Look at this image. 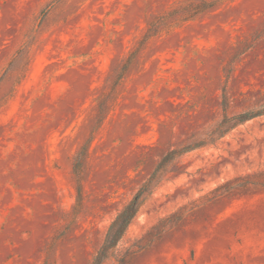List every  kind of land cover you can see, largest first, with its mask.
Returning a JSON list of instances; mask_svg holds the SVG:
<instances>
[{
	"label": "rangeland",
	"instance_id": "374dc122",
	"mask_svg": "<svg viewBox=\"0 0 264 264\" xmlns=\"http://www.w3.org/2000/svg\"><path fill=\"white\" fill-rule=\"evenodd\" d=\"M138 192L101 264H264V0H0V264H92Z\"/></svg>",
	"mask_w": 264,
	"mask_h": 264
},
{
	"label": "trees",
	"instance_id": "16d2710c",
	"mask_svg": "<svg viewBox=\"0 0 264 264\" xmlns=\"http://www.w3.org/2000/svg\"><path fill=\"white\" fill-rule=\"evenodd\" d=\"M253 117L250 114H239L236 116V120L232 125H236L243 121H246ZM141 204L139 198V192L123 206V208L115 215V217L110 222L103 243L94 255L92 259V264H101L103 260L107 257L108 252L111 248L115 246L118 240L123 235L125 229L130 223L131 219L135 216L138 211V208Z\"/></svg>",
	"mask_w": 264,
	"mask_h": 264
}]
</instances>
